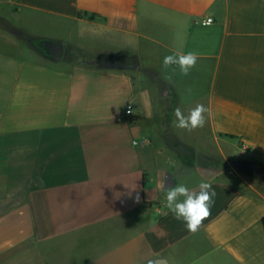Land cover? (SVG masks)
I'll list each match as a JSON object with an SVG mask.
<instances>
[{
    "label": "crops",
    "instance_id": "obj_1",
    "mask_svg": "<svg viewBox=\"0 0 264 264\" xmlns=\"http://www.w3.org/2000/svg\"><path fill=\"white\" fill-rule=\"evenodd\" d=\"M169 176L216 193L196 233ZM150 260L264 264V0H0V264Z\"/></svg>",
    "mask_w": 264,
    "mask_h": 264
},
{
    "label": "clouds",
    "instance_id": "obj_2",
    "mask_svg": "<svg viewBox=\"0 0 264 264\" xmlns=\"http://www.w3.org/2000/svg\"><path fill=\"white\" fill-rule=\"evenodd\" d=\"M198 58V55L194 52L186 54L176 52L164 57L163 67L168 69L175 65L179 68L181 75L187 76L196 66ZM207 113L208 109L203 104H197L189 110L187 115L184 114L181 108L177 107L174 112L173 125L189 132L194 131L204 127ZM161 187L164 189V206L176 219L185 222L187 231L196 233L200 229L203 220L210 215L211 207L214 204L216 193L211 183L202 180L196 189H190L183 183L165 189L163 180ZM135 199L139 202L140 197L138 194ZM148 264H154V261L150 260Z\"/></svg>",
    "mask_w": 264,
    "mask_h": 264
},
{
    "label": "built area",
    "instance_id": "obj_3",
    "mask_svg": "<svg viewBox=\"0 0 264 264\" xmlns=\"http://www.w3.org/2000/svg\"><path fill=\"white\" fill-rule=\"evenodd\" d=\"M214 23V19L213 18H206L204 20L201 21V25L202 26H208L210 24ZM131 112H132V106L129 104L126 106L125 108V116H130L131 115ZM135 144L137 143L136 141L134 142Z\"/></svg>",
    "mask_w": 264,
    "mask_h": 264
},
{
    "label": "rangeland",
    "instance_id": "obj_4",
    "mask_svg": "<svg viewBox=\"0 0 264 264\" xmlns=\"http://www.w3.org/2000/svg\"><path fill=\"white\" fill-rule=\"evenodd\" d=\"M152 91H155V93L157 94V92H158V94H159V89L157 90V89H153ZM174 97H176V95H170L168 98H174ZM230 140V139H229ZM233 151H234V148H233V146L229 143V162H228V167H229V169H230V166H231V156H233L234 154H233ZM251 178H253V176L252 175H249ZM255 177V176H254ZM254 182L256 181V183H257V179L256 178H253L252 179Z\"/></svg>",
    "mask_w": 264,
    "mask_h": 264
},
{
    "label": "water",
    "instance_id": "obj_5",
    "mask_svg": "<svg viewBox=\"0 0 264 264\" xmlns=\"http://www.w3.org/2000/svg\"><path fill=\"white\" fill-rule=\"evenodd\" d=\"M173 184H174L173 180H172L171 176H169V180L167 181L166 186L169 187V186H172Z\"/></svg>",
    "mask_w": 264,
    "mask_h": 264
},
{
    "label": "trees",
    "instance_id": "obj_6",
    "mask_svg": "<svg viewBox=\"0 0 264 264\" xmlns=\"http://www.w3.org/2000/svg\"><path fill=\"white\" fill-rule=\"evenodd\" d=\"M125 119L128 120V121H132L133 120V118L132 117H129V116L126 117Z\"/></svg>",
    "mask_w": 264,
    "mask_h": 264
}]
</instances>
